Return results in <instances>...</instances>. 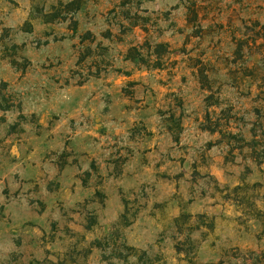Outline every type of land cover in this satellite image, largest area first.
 Here are the masks:
<instances>
[{
  "label": "rangeland",
  "instance_id": "obj_1",
  "mask_svg": "<svg viewBox=\"0 0 264 264\" xmlns=\"http://www.w3.org/2000/svg\"><path fill=\"white\" fill-rule=\"evenodd\" d=\"M0 264H264V0H0Z\"/></svg>",
  "mask_w": 264,
  "mask_h": 264
},
{
  "label": "crops",
  "instance_id": "obj_2",
  "mask_svg": "<svg viewBox=\"0 0 264 264\" xmlns=\"http://www.w3.org/2000/svg\"><path fill=\"white\" fill-rule=\"evenodd\" d=\"M41 162L42 161H39V162L37 161L36 165L33 166V168H39V163H41ZM28 169H31V166H29V167L27 166V168H25L22 171V173L27 174ZM27 231H29V232L26 235L21 234V237L25 238V244H22L21 248H19V249H29L31 251H35V250H37V248L41 242V240H40L41 235L39 234L38 229H34L33 231L30 229ZM22 233H24V232H22ZM29 246H31V249L29 248Z\"/></svg>",
  "mask_w": 264,
  "mask_h": 264
}]
</instances>
